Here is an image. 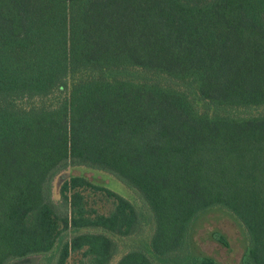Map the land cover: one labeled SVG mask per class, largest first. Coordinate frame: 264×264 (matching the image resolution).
<instances>
[{
  "label": "trees",
  "instance_id": "1",
  "mask_svg": "<svg viewBox=\"0 0 264 264\" xmlns=\"http://www.w3.org/2000/svg\"><path fill=\"white\" fill-rule=\"evenodd\" d=\"M68 165L150 212L147 249L116 264H218L189 254L212 209L245 232L240 264H264V0H0V264H109L112 237L140 230L128 200L83 177L61 184L59 213L48 187ZM87 190L112 209H88Z\"/></svg>",
  "mask_w": 264,
  "mask_h": 264
},
{
  "label": "rangeland",
  "instance_id": "2",
  "mask_svg": "<svg viewBox=\"0 0 264 264\" xmlns=\"http://www.w3.org/2000/svg\"><path fill=\"white\" fill-rule=\"evenodd\" d=\"M75 176L83 177L94 185L105 187L117 193L128 200L138 213L140 230L128 238L112 237L116 243V253L109 264H116L122 255L138 247L147 249L149 237L153 231L150 212L135 192L107 172L84 166L69 165L57 170L48 187L50 198L57 211L59 213L65 211L59 194L61 184L70 177ZM84 194L88 209H94L102 214H107L112 209L111 201L107 200L103 194L88 190ZM213 231H218L226 237L229 245L227 248L211 240L210 233ZM66 237H69V234H66ZM188 241L190 256H209L218 264H240L241 256L248 245L246 234L241 225L230 213L222 209H212L198 216L189 231ZM55 259V253H51L45 256L25 257L11 261L8 264H54ZM65 264H86V262L80 253H76L71 254Z\"/></svg>",
  "mask_w": 264,
  "mask_h": 264
}]
</instances>
